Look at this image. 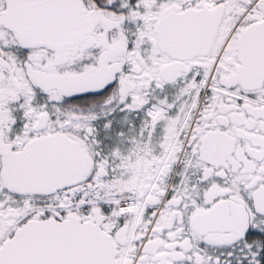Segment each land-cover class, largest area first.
<instances>
[{
	"label": "snow or ice",
	"instance_id": "1",
	"mask_svg": "<svg viewBox=\"0 0 264 264\" xmlns=\"http://www.w3.org/2000/svg\"><path fill=\"white\" fill-rule=\"evenodd\" d=\"M0 264H264V0H0Z\"/></svg>",
	"mask_w": 264,
	"mask_h": 264
}]
</instances>
